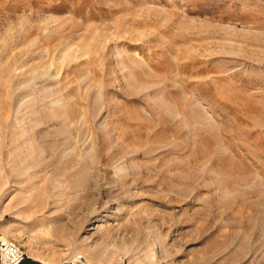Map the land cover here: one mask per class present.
<instances>
[{"label": "rangeland", "instance_id": "rangeland-1", "mask_svg": "<svg viewBox=\"0 0 264 264\" xmlns=\"http://www.w3.org/2000/svg\"><path fill=\"white\" fill-rule=\"evenodd\" d=\"M1 238L264 264V0H0Z\"/></svg>", "mask_w": 264, "mask_h": 264}, {"label": "built area", "instance_id": "built-area-1", "mask_svg": "<svg viewBox=\"0 0 264 264\" xmlns=\"http://www.w3.org/2000/svg\"><path fill=\"white\" fill-rule=\"evenodd\" d=\"M27 257L24 248L14 240L0 239V264H23ZM81 264H85L80 261Z\"/></svg>", "mask_w": 264, "mask_h": 264}, {"label": "bare ground", "instance_id": "bare-ground-1", "mask_svg": "<svg viewBox=\"0 0 264 264\" xmlns=\"http://www.w3.org/2000/svg\"><path fill=\"white\" fill-rule=\"evenodd\" d=\"M66 225H67V223L60 224V225H59V228L62 229V227H63V230H64V227H65ZM64 231H65V230H64ZM67 236H68V235H67ZM59 241L63 242L64 245H67V244L71 243V241H69V240H68V241H67V240H62L61 237H60Z\"/></svg>", "mask_w": 264, "mask_h": 264}, {"label": "trees", "instance_id": "trees-1", "mask_svg": "<svg viewBox=\"0 0 264 264\" xmlns=\"http://www.w3.org/2000/svg\"><path fill=\"white\" fill-rule=\"evenodd\" d=\"M27 261V262H26ZM23 264H30V261L28 262L27 258L25 259V261L23 262Z\"/></svg>", "mask_w": 264, "mask_h": 264}]
</instances>
